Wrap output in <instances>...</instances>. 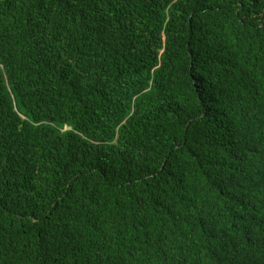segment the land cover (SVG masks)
Wrapping results in <instances>:
<instances>
[{"label":"trees","instance_id":"trees-1","mask_svg":"<svg viewBox=\"0 0 264 264\" xmlns=\"http://www.w3.org/2000/svg\"><path fill=\"white\" fill-rule=\"evenodd\" d=\"M0 264H264V0H0Z\"/></svg>","mask_w":264,"mask_h":264}]
</instances>
